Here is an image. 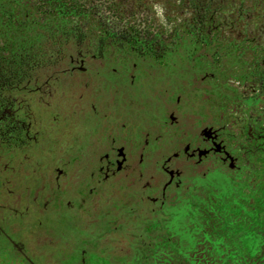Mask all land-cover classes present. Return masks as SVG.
<instances>
[{
  "label": "flooded vegetation",
  "instance_id": "obj_1",
  "mask_svg": "<svg viewBox=\"0 0 264 264\" xmlns=\"http://www.w3.org/2000/svg\"><path fill=\"white\" fill-rule=\"evenodd\" d=\"M142 35L112 42L108 60L84 62L99 74L94 90L104 99L100 143L56 208L59 222L77 227L83 195L97 223H86L77 250H63L55 229L26 230L17 192L11 208L0 209V246L18 264H120L131 222L143 231H133L139 242L129 248L130 264H264V140L249 142L244 130L252 126L231 109L250 84L264 93V66L200 33L171 49ZM145 73L151 82L140 88L136 76ZM13 100L9 113L0 107V201L14 183L9 161L30 141ZM5 120L21 123L20 136ZM98 219L115 235L102 236ZM164 249L182 252L179 262L162 257Z\"/></svg>",
  "mask_w": 264,
  "mask_h": 264
},
{
  "label": "rangeland",
  "instance_id": "obj_2",
  "mask_svg": "<svg viewBox=\"0 0 264 264\" xmlns=\"http://www.w3.org/2000/svg\"><path fill=\"white\" fill-rule=\"evenodd\" d=\"M92 1L102 4L105 10H114L120 22L130 25L133 30H146L149 36L155 37L166 48H177L187 38L194 39L200 33L209 41L215 40L218 47H228L229 52L234 49L235 57L243 54L250 64L255 65L257 60L264 66V0ZM39 6L38 0H22L21 11L15 12L18 22L8 24L3 21L0 27V57L4 61L16 59L21 46H30V50L35 51L40 40L35 28L41 29L47 23L38 10ZM32 25L34 29L30 28ZM136 77L141 79L137 81L140 88L142 83L149 85L147 73L142 78L139 74ZM93 79L97 81L99 74L90 71L83 60L77 58L70 63L61 60L54 66L33 73L32 80L23 83L13 93L18 112L26 116L30 141L19 146L16 155L9 161L7 168L14 183L0 201V209L11 208V199L19 192L27 206L26 230L39 223L45 231L55 229L61 239V247L66 251L71 248L77 250L86 223L89 226L97 223L95 218L93 221L92 205L83 195H80L83 202L79 201L82 209L79 210L77 227L59 222V209L56 208L64 202V193L73 171L100 143L97 126L105 105L102 93L94 90ZM114 86L109 84L107 92H112ZM242 91L245 99L233 103L231 109L242 117L244 128L246 121L252 126L253 130H244L249 142L256 137L264 140V93L256 84H250ZM103 92L108 94L105 90ZM80 182L84 186L88 184L84 179ZM77 197L79 199V195ZM105 220L98 219V223L103 230L102 236L108 239L115 233ZM135 227L131 222L123 235L120 233L123 254H126L120 264H130L126 262L129 248L139 242V236L133 231L139 232L142 227ZM93 229L95 231L96 226ZM163 251L162 257L176 263L183 254L179 250ZM18 263L7 256L0 246V264Z\"/></svg>",
  "mask_w": 264,
  "mask_h": 264
},
{
  "label": "trees",
  "instance_id": "obj_3",
  "mask_svg": "<svg viewBox=\"0 0 264 264\" xmlns=\"http://www.w3.org/2000/svg\"><path fill=\"white\" fill-rule=\"evenodd\" d=\"M38 10L44 16L46 25L38 29L40 39L35 51L30 46H21L16 59L0 57V107L7 114L15 106L13 93L23 83L32 80L33 73L42 68L54 66L61 60L102 62L108 60L112 42L130 41L140 36L147 40L146 30H133L130 25L120 22L114 10H105L96 1L87 0H38ZM22 0H0V27L17 23L16 11H21ZM4 19V20H3ZM22 24V22H20ZM2 48L0 47V52ZM6 119V117H5ZM5 127L17 129L21 134V123L5 120Z\"/></svg>",
  "mask_w": 264,
  "mask_h": 264
}]
</instances>
